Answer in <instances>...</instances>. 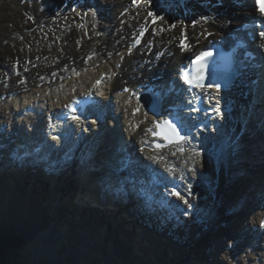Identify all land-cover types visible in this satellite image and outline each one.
<instances>
[{"label": "bare ground", "instance_id": "obj_1", "mask_svg": "<svg viewBox=\"0 0 264 264\" xmlns=\"http://www.w3.org/2000/svg\"><path fill=\"white\" fill-rule=\"evenodd\" d=\"M72 1L73 2H70V0H65L62 2V5L64 3L70 5L74 3L73 5H76L80 2V0ZM118 1H120L121 4L127 2V0ZM156 1L165 4L166 8L160 14V17H163V20H159L158 24L155 27H152L148 26L149 12L153 9V2ZM139 2H141V5L137 8L138 10L143 11V14H140V16L135 17L133 20H131V22L125 24V28H130V26L132 25L134 26V28L132 29H139L138 31L141 32L145 30L149 33H146L147 36L144 46L135 50V54L132 58H129L127 54H122L118 58V60L114 59L111 63H102V59L98 57L97 59L91 58V63L84 65L83 70H81L82 68H78L74 69L73 72L62 71L57 79H55V77H51V79L49 78L50 83L48 85L46 84L47 86H43L42 88L38 89L40 92L36 93V90H33L34 92L31 91L25 94L24 102L20 103L18 101V98H15L13 101L15 102L14 106L7 105L0 109V126L1 124L6 123V121L8 123L10 121L8 132H10L11 136H13L11 139L14 140V144H21L22 142L23 145L29 147V143L32 142L35 134L39 135L40 130L41 132H43L44 127L42 126V124L51 122V109H56L57 106L63 105L75 93L76 86L78 87L79 92H84L89 87H93L94 81L98 79L103 73L112 74L113 80L106 82V85L102 88V91L107 93L114 91L117 94L116 96L120 98L119 101L123 106L122 112H125L128 117V119L126 120L127 125L125 124V128L129 129L131 126H133L131 122L142 120L141 125H139V127L137 128L138 135L136 134L135 136L139 137L140 135H143V133L145 132L144 128L146 125H149L148 122H150L151 118L150 116H148L147 112L141 111L140 114H137L138 118L134 119L132 113L137 110L136 108L140 106V104L137 102V96H130L129 94H126L124 96L121 90L124 89L125 85L131 86L132 90L135 91L138 85L147 83V80L152 78V72H149V66L156 65L157 63L158 65H161L160 69H168L169 72H172L178 62L182 63L184 61V56L180 53V40H182L183 38H187L190 40V42L192 43V50L190 54H193L195 51H197V48L204 47L208 43L209 39L218 37L223 31H225L227 25H229V27L236 26L237 20L246 18L249 11L252 10L249 0H222L221 4H219L217 0H186L184 4H181L180 0H139ZM100 4L102 5L103 10L102 15H108L106 16L107 21H109L113 27H118L120 21L123 20L122 17L117 14L116 10L118 9V7H112V5H110L108 2L107 4L103 2H101ZM133 9L136 10V6H134ZM114 14H116V16H114ZM203 17H207L208 19L204 20L202 19ZM193 21H197L195 26H193ZM172 24H175L176 27H170ZM122 35L124 34L121 31L114 38L110 37L109 42H116L117 40H120L122 38ZM127 41L129 43L131 40L128 39L126 40V42ZM110 44L111 43H107V45ZM125 44L126 43L121 40L118 45L122 53L125 49ZM152 46L154 49L153 51H151ZM165 46H169L166 54H172L171 57H167L165 55L161 59L157 57V53L158 51L160 53L162 49H165ZM127 50L128 49L126 48V52ZM144 60L151 61V63L145 64ZM119 65L122 66V71L118 68ZM162 65L164 66L162 67ZM124 69H127L129 71L128 76L126 75ZM154 71L158 72L159 70ZM139 75H141L142 77H139ZM120 82H123V84L119 87ZM47 108L49 109L48 114L44 113V110H46ZM64 124V121L58 122L57 126L59 128H64ZM30 127L31 131L26 130V128L28 129ZM114 127L115 124L113 123L106 124L105 128L106 130H109V132L106 134L107 136L103 134L101 138L98 137L99 134L93 132V129L81 133L80 131L75 132V127H73V129L71 127H67V135L74 133L75 138L67 139L66 143L64 139L62 142L63 144L65 143L66 147H69V150H76L78 148L77 146L79 145V149L76 151L77 157L81 158L85 155V165L93 167L95 165V161L99 160L97 158L99 154L102 157H106V154H109L108 152L112 147H114V145L115 148L116 146L121 145V141L119 139L116 140L113 136L112 129ZM132 130H135V128H133ZM14 131L19 132V137L16 135V133H14ZM2 132L3 130L0 128V133ZM231 133L232 132L227 134ZM239 133L240 131H237L234 137H236V135ZM243 134L244 133L242 132V135ZM26 137L28 138V140L26 139ZM52 137L53 136H50L51 144L54 142V140H52ZM89 137H92V139H89ZM11 139L4 138L2 143H10ZM25 142L28 143L25 144ZM230 142H232V140ZM197 143V140H194L193 145L195 146V148L186 150L184 153L175 150L173 154L171 152V154H161L159 156V159H161V161L170 164L172 163V165H174L175 171L178 172V175L175 178L176 181L181 178L180 181L184 182V179L190 174V171H192V174L190 175L191 179H189L190 181L187 187L188 190L183 193V197L188 200L189 204H191V196L204 198L208 193L211 192V194L213 195L207 209L211 214L214 215L216 211V193L220 191V185L218 183L221 181H234L233 189H231L230 191V201L233 203H231V206H233L232 216H234V220H236L237 222L239 219H241L242 221V218L244 217L243 215L246 214L245 216H247V218L245 217L243 219L244 221H242L244 228L242 227L238 230L236 226L237 231L242 232L246 229L251 230L257 228V235L259 237H263L264 228H260V222L261 220H264V211L259 208V205L264 204V190L257 189L254 186L255 181L253 179L258 175H260L264 179V163L262 164V162L258 160L263 155L258 154V158L255 159V152L257 150H261L264 153V145L258 146L256 148H254L253 145L260 143L258 136L252 133H250V135L248 136L243 135L242 138L232 146V148L228 147L225 149L226 153H228L225 155V152L222 155H215L211 150H209V146ZM63 144L60 145L61 150L63 148ZM231 144H233V142ZM106 146L109 150L106 148ZM52 147L54 148L55 145L53 144ZM115 148H113L110 152L111 158H114L115 154L117 153ZM87 152L89 153L87 154ZM93 154L94 156L92 157ZM230 155L234 156L231 157ZM226 156L227 159L223 161ZM10 159L13 160L12 158ZM10 162L7 161L6 164H4L1 161L0 165L4 164V166H0V173L1 170H4L2 171V175L7 174L6 172H12L13 170L17 171L15 167L13 168L14 162L13 164H10ZM152 162L155 164L157 162V159L152 158ZM97 165L99 164L97 163ZM158 166L162 167L159 164ZM202 166H208L209 169H211V173L207 174L206 171L201 169ZM61 172L69 173L65 170H62ZM90 172L92 173L91 170ZM209 177L211 178V180ZM54 178L59 180V178H57L56 176ZM163 180H166L168 182V185L163 188L169 190L168 188H170L169 186H171L172 180L169 178L165 179L164 177H161L160 181ZM111 181L113 185L120 184L119 179L114 178ZM206 181H210L209 185L205 184ZM203 184L205 186L204 188ZM261 184L262 187H264V180ZM189 187H192V192H190ZM53 189H56V191L58 192L59 187L55 186L53 187ZM204 190H206L207 192H204ZM251 190H255L257 195H255V193L251 194ZM239 191H244V194L242 193L243 195H239ZM135 192L137 193L136 190ZM189 192L191 193V195L188 194ZM247 193H249L248 196H246ZM141 195L145 196V193L142 192ZM258 195L262 196L258 197ZM16 198L17 195L15 194V191H13V187L7 186L6 183L0 180V264H39L37 260H43V264H79L78 258L81 257L84 258L85 262L92 264L93 262H95L92 253H95L96 255L97 264H100V262H103V264H111L109 262L110 260L108 261V259L114 256L115 251H120L119 254L121 253V264H126V259H132L131 250L126 249L122 245L117 244L115 247H112V245L110 248L107 247V238L106 241L102 240L103 245L101 247L95 246V243L98 240L96 238H100V234L104 231V229L101 228L100 231H92L93 227H91L89 224L91 222V219L82 220V223L78 222L81 226H79L78 228L74 227L75 233L77 234L82 233L83 231L84 233H93L95 235V238H91L93 242L88 245V255L84 254L83 251L78 249L79 239H75L74 237L70 239L74 241V244H70V246H74L76 247V249L69 250V253L71 254L68 257L63 250V247L66 243L64 244L62 242V236L60 232H55V234L52 235V231H47L45 227L46 225L42 229L38 228L37 225L35 227V224H37L35 222L37 216L34 212L41 216L46 209L39 212L34 211L36 209L34 208L33 210L32 202L20 192L18 193V198ZM18 199L24 204L23 206L21 205V208H18V205H15L14 201L16 200L18 202ZM154 199L157 200L158 197H154L152 200ZM171 200L176 202L178 199L173 197ZM230 201L228 207H230ZM127 202L131 203V201L128 200ZM157 202L159 201H151V203H148V205H150L148 207H150L152 210L156 208L158 210L157 212H160V208L158 207ZM181 202V204L184 205V202ZM26 205H28L29 208H27ZM191 205H194V203ZM202 206L203 204L200 203L195 208H188V205L186 204L187 210H185V212L190 210L188 212L196 213L197 210H200ZM47 208L52 209L50 206H48ZM78 208L81 210V207L79 205ZM56 209L60 213L62 211L67 213L66 209H62V207L60 208L59 206H56ZM202 210L203 209H201V211ZM45 212L46 215H44L43 217L47 219L48 211L46 210ZM102 213H104V211ZM116 213L117 212H114V214L111 215V218H109L106 217L108 212L105 211L106 216L104 217L109 221H112L113 217H115L119 221V217ZM100 217H103V215ZM163 220L164 222H166L165 219ZM187 221L188 220L186 218L185 228L188 226V224L186 225ZM121 224L123 225L124 223L121 222ZM59 226L61 227V225ZM70 226L73 227L72 223H69L68 227ZM160 226L161 228H166L163 225H159V227ZM112 228L113 225H110L108 230H106L105 233H107L108 236H111L110 231H112ZM124 230L127 231V229L125 228ZM116 231H119V229H114V234ZM142 236H144L147 240H144L145 238L135 239V242H138L139 244L142 243L139 248H135V252L136 255H138V258L142 255L141 264H146V262H144V256L152 250H149V248L145 247H149V244H153L154 241L150 242L149 240L151 238H148V236L143 233ZM161 239L163 238L161 237ZM238 239L239 241H241V238H238L237 234H235L230 239H228L227 243L234 244V242ZM141 247H143L144 250H142ZM159 247L161 248V252L163 254H166L168 257V253L165 252L164 246ZM14 251L18 252V258L14 256ZM172 253L176 254L177 257H180L181 255L186 256V254L177 252V249H173ZM230 253L232 252H230L229 248V250L226 252V255L229 256ZM78 255H80L81 257H79ZM222 255L223 256L221 258L217 257V259L213 260V264L226 263L228 261V258H226V255ZM154 257L156 258L157 264H183L181 261H175L171 263L164 262L158 255H154ZM138 258H136L137 261ZM196 262V259L189 260V264H195ZM83 264L87 263L83 262Z\"/></svg>", "mask_w": 264, "mask_h": 264}, {"label": "rangeland", "instance_id": "obj_2", "mask_svg": "<svg viewBox=\"0 0 264 264\" xmlns=\"http://www.w3.org/2000/svg\"><path fill=\"white\" fill-rule=\"evenodd\" d=\"M63 1L65 0H0L1 108L10 105L11 102L14 103L11 95L17 92L20 94L34 88L36 93L40 92L39 85L47 86L51 77L57 79L62 71L73 72L78 68L83 70L84 65L91 63V58L98 57L102 59V63L118 60L126 52L128 45L126 40H132L138 31L132 29L134 28L132 25L125 28V24L143 14L138 8L133 9L132 0H127L124 4L118 0H80L79 4L74 6V3L71 5L64 3L63 5H66L63 6ZM101 2L118 7L117 14L123 19L118 27H113L107 21L108 15H102ZM121 31L124 35L120 40L109 42L110 37L114 38ZM121 40L126 43L123 53L118 47ZM124 70L128 76L129 71ZM122 84L123 82H120L119 87ZM201 169L207 174L211 173L208 166H202ZM218 184L220 191L216 193L214 215L207 209L213 195L211 192L205 194L204 198L191 196L190 200L192 198L193 201L191 204L194 203L196 206L203 204L200 210L198 209L196 213H190L188 210L191 217H185L187 207L186 204H181L185 209L184 215H180L183 222L177 223L176 220L177 224H168L167 227L177 231L178 238L183 234V240L190 251H205L207 253H204L205 260L210 263L215 257L221 258L222 254L226 255L230 248L232 253L226 255L228 261L224 264H264V236L257 235V228L237 231L239 227L244 228L242 221L247 216L243 215L242 221L239 219L238 222L232 218L231 185L227 181ZM158 207L162 211L161 205L158 204ZM167 210L170 211V208L167 207ZM157 211L156 208L152 210L149 207L144 213L155 220L156 217H160ZM186 218L188 226L185 228ZM163 219L166 222L173 221L168 217ZM235 234L241 241L238 239L234 244H228V239ZM13 254L18 258V252L14 251ZM42 261L37 260L39 264H43Z\"/></svg>", "mask_w": 264, "mask_h": 264}, {"label": "snow or ice", "instance_id": "obj_3", "mask_svg": "<svg viewBox=\"0 0 264 264\" xmlns=\"http://www.w3.org/2000/svg\"><path fill=\"white\" fill-rule=\"evenodd\" d=\"M133 2L135 3V0H133ZM256 3L261 8V15L264 16V4L261 3V0H256ZM93 14H95V13H93ZM149 16L153 17L154 21L155 20H163V17L157 16L154 12H151V11L149 12ZM202 19L207 20L208 18L207 17H203ZM196 23H197V21H193V26H195ZM170 27L174 28V27H176V25L172 24ZM141 35H143V32H141ZM260 35L264 36V32H261ZM136 43H139V40H137ZM190 47L191 46L186 44L184 42V39H182L181 45H180L181 51H189ZM109 55H111V54H109ZM201 55L210 56V55H212V53H210V52L209 53H201ZM90 58L91 57H89V59ZM203 70H204V65L203 64L199 65L198 66V70H197V79H195V80H190L188 78L187 74L182 72V76H183V78L185 80V83H189V84L195 83V85L197 87H202L203 86V84H202L203 76L201 74L203 73ZM99 83H100V81L98 80L97 84H99ZM209 86H211V85H209ZM216 87L219 88L220 85L217 84ZM123 91L127 92V91H129V89L128 88H124ZM100 95H103V93L101 92ZM72 110H73V112H75V108H73ZM215 111L217 112V114H220L219 113V109H216ZM72 119L78 120L79 117L74 115L72 117ZM91 123L94 124V123H96V121H91ZM163 124H164V127L166 129V132H165V138L166 139H169L170 141H171L172 137H175L177 139H184V137L180 136L179 129H177L176 125L174 123H172L171 120H166V121L163 122ZM157 127H160V125L157 124ZM53 139L57 140L58 137H53ZM188 194L191 195L190 192ZM173 195H175V196L179 197V199L183 200L184 204L188 205V208L192 207V205L188 203V200L185 199L183 196H181V194L179 192L174 191ZM259 208L262 211H264V204L259 205ZM188 214H189L188 212H185V215H188ZM260 228H264V220H261ZM229 247H231V245H229Z\"/></svg>", "mask_w": 264, "mask_h": 264}, {"label": "water", "instance_id": "obj_4", "mask_svg": "<svg viewBox=\"0 0 264 264\" xmlns=\"http://www.w3.org/2000/svg\"><path fill=\"white\" fill-rule=\"evenodd\" d=\"M49 190H51V188H49ZM17 198H18V197H17ZM17 198H16V199H17ZM14 202H17V201L15 200ZM21 202H22V201H20V200L18 199V203L21 204ZM60 233H61V236H62V239H63V230H62Z\"/></svg>", "mask_w": 264, "mask_h": 264}]
</instances>
